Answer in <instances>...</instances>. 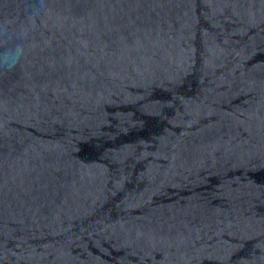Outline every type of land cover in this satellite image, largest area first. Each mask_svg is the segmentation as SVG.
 I'll use <instances>...</instances> for the list:
<instances>
[{"label":"water","instance_id":"95a60500","mask_svg":"<svg viewBox=\"0 0 264 264\" xmlns=\"http://www.w3.org/2000/svg\"><path fill=\"white\" fill-rule=\"evenodd\" d=\"M0 264H264V0H0Z\"/></svg>","mask_w":264,"mask_h":264}]
</instances>
